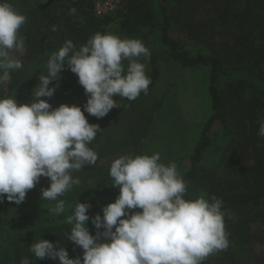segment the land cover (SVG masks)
<instances>
[{"label":"clouds","instance_id":"9594fccd","mask_svg":"<svg viewBox=\"0 0 264 264\" xmlns=\"http://www.w3.org/2000/svg\"><path fill=\"white\" fill-rule=\"evenodd\" d=\"M75 13V8L70 9V14ZM26 21L9 0H0V85L22 67V61L11 53L23 52L19 31ZM150 56L141 40L110 33L97 32L79 50L66 40L50 55L47 74H40L30 103L18 105L14 98H0V202L6 197L22 203L45 177L50 185L41 189V198L56 201L49 211L63 214L65 201L58 198L80 184L72 172L98 159L89 145L101 129L90 124L84 113L103 118L119 108L114 96L133 101L147 94L152 81L147 63L140 58L150 60ZM65 66L85 90L83 111L75 104L53 109L41 99L54 95ZM53 81L57 84L50 87ZM258 135L264 137V121ZM109 175L119 195L102 208L103 216L90 217L92 205L85 201L76 202L65 219L71 225L68 241L83 250L82 258H69L59 241L41 239L30 247L36 259L58 264H202L210 254L228 248L223 200L214 196L209 200L206 193L186 200L187 184L175 162L162 163L158 152L125 154L114 159ZM90 220L95 235L90 234ZM20 264L31 261L25 257Z\"/></svg>","mask_w":264,"mask_h":264},{"label":"trees","instance_id":"16d2710c","mask_svg":"<svg viewBox=\"0 0 264 264\" xmlns=\"http://www.w3.org/2000/svg\"><path fill=\"white\" fill-rule=\"evenodd\" d=\"M95 1L46 0V3H40V0H9L27 17L19 31L27 55L20 59L22 67L10 73V81L0 89V98H14L18 105L30 103L27 95L32 87L31 81L35 88L40 74H47L50 55L58 51L66 40H71L79 50L97 32H111L122 39H139L149 49L151 69L147 75L152 83L147 94L159 77L154 55L156 43L167 49L170 59L181 67L190 70L205 68L208 71L211 115L201 130L183 179L186 184L191 183L201 193H206L209 200L213 196L223 200L229 246L226 250L210 254L202 264H264V253H257L254 249L255 242L264 244V232L252 234L247 227L249 210L264 206V141L258 147L253 144L254 133L258 134L256 119L264 115V0H248V5L237 12H222L216 24L224 26L227 34L224 41L217 44L203 37L207 32H198L195 24L185 23L188 34L195 33L192 38L198 42L196 49L182 48L171 36L172 32L182 31L177 13L172 12L179 0H122L120 9L104 17L95 14ZM72 8L76 9L74 15L70 14ZM208 24L203 23L198 28L206 30ZM53 26H56V31L52 30ZM124 63L127 65V61ZM63 71L67 82L60 87L58 104H75L83 111V104L87 102L85 90L67 66ZM147 94L141 93L133 101L124 99L136 102ZM84 114L90 122L89 114ZM228 120L233 131L224 136L239 138L243 150L240 153L253 146L256 154L253 155L254 164L241 170H234L233 163H228L234 181L219 184L202 170V163L205 155L216 146L217 139L212 137L214 127ZM223 158L228 159L226 153ZM99 164L85 165L81 170L102 171L104 166ZM39 186L42 185L36 184L29 190L20 204L10 202L6 197L0 202V212L3 211L0 213V264H20L25 257L31 264H58V261L48 258L38 260L30 252L31 244L41 239L54 244L59 241L68 251L69 258H77L83 253L80 247L68 241L70 232L65 223L68 214L46 217L49 209L41 206L37 199L28 198L30 194L39 193ZM184 198L195 199L188 188ZM256 218L264 223V210Z\"/></svg>","mask_w":264,"mask_h":264},{"label":"rangeland","instance_id":"374dc122","mask_svg":"<svg viewBox=\"0 0 264 264\" xmlns=\"http://www.w3.org/2000/svg\"><path fill=\"white\" fill-rule=\"evenodd\" d=\"M179 1L181 2L179 3ZM179 1L175 4L172 12L177 13V19L179 25L181 24L182 31L172 32L171 36L184 49H196L198 44L192 38L195 33L188 34L185 23L195 24L198 32L201 30L207 32L203 37L217 44L219 41L223 42V38L227 34V29L224 26H217L218 24H216L220 14L225 11L229 14L237 12L238 9L241 10V8L248 5V0ZM121 3L122 0H119L118 9L121 8ZM251 10H253V6H251ZM203 23H209L206 30L203 27L198 28ZM110 34L112 33L110 32ZM155 45L154 55L156 57V66L159 70V77L152 91L136 102H128L123 97L114 96L113 99L116 100L119 108H113L105 117L99 119L89 115V123L97 124L101 129V132L97 134L89 147L98 154L96 162H100L99 165L104 166V169L99 172H87L84 170L72 172L74 178H79L80 184L74 185L71 190L58 198L65 201L63 214L57 215L49 211L55 206L56 201H48L41 198V189H46L50 185L48 178L42 177L40 182L37 183V185H42L39 186L40 191L38 194L29 195L28 198L37 199L41 202V206H46L49 209L46 212V217L71 215L75 203L85 201L92 205L87 213L90 217L96 214L103 216L102 208L109 203L115 202L119 195V189L113 187L114 182L109 175V170L114 159L119 158L121 155H152L158 152L162 163L167 165L175 162L182 177L187 173L190 167V156L204 124L211 115V104L208 94V71L205 68L191 70L183 68L170 59L167 49L160 44L156 43ZM26 55L25 47L23 52H12V56L17 59H23ZM140 61L147 63L146 73H148L151 69L148 58L141 57ZM60 76L59 87L54 95L51 98H41L47 100L53 109L60 106L58 104L59 97H61L60 87L67 82V75L64 71L60 73ZM56 84L57 82L53 81L50 87H55ZM5 85H0V89H4ZM31 86L27 95L30 101L33 99L32 92L35 89L33 81H31ZM261 121H264L263 114L255 122L257 133ZM232 129L233 125L230 124L229 120L227 123H219L214 127L212 137L214 140L217 139L216 146L205 155L202 163V170L206 172L211 180L219 184L234 181V176L227 167L228 163H233L234 170H241L254 164L253 155L256 154V151L253 146H249L244 153H240L242 148L239 145V138L224 136V134L232 132ZM254 135V146L262 145L264 137L255 133ZM229 140H231V144ZM241 151L243 152V150ZM225 153L228 159L224 160L223 156ZM187 188L194 198L200 196V189L191 183H187ZM263 210L264 206H259L249 210L247 213L249 217L247 227L250 228V233L258 235L264 232V223L260 218H256L259 212ZM133 211L142 210L135 209ZM88 228L90 234L93 235L95 228L91 220ZM70 229L71 225L68 224L69 232ZM254 244V249L257 253H264V244L256 242ZM82 256L83 253L77 255V257L81 258Z\"/></svg>","mask_w":264,"mask_h":264},{"label":"built area","instance_id":"2783aa9c","mask_svg":"<svg viewBox=\"0 0 264 264\" xmlns=\"http://www.w3.org/2000/svg\"><path fill=\"white\" fill-rule=\"evenodd\" d=\"M119 0H96L94 4L95 14L104 17L115 13L118 10Z\"/></svg>","mask_w":264,"mask_h":264}]
</instances>
